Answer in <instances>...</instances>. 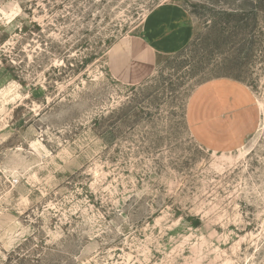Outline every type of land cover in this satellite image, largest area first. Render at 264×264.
<instances>
[{"label": "rangeland", "instance_id": "1", "mask_svg": "<svg viewBox=\"0 0 264 264\" xmlns=\"http://www.w3.org/2000/svg\"><path fill=\"white\" fill-rule=\"evenodd\" d=\"M173 1L190 37L121 80L113 47ZM218 77L259 106L231 151L186 123ZM0 264H264V0H0Z\"/></svg>", "mask_w": 264, "mask_h": 264}, {"label": "crops", "instance_id": "2", "mask_svg": "<svg viewBox=\"0 0 264 264\" xmlns=\"http://www.w3.org/2000/svg\"><path fill=\"white\" fill-rule=\"evenodd\" d=\"M188 20L187 12L175 1L156 7L141 34L124 37L113 47L110 55L113 73L123 81H137L140 74L151 69L168 40L184 43L190 37V27L181 24ZM257 104L254 91L243 81L214 78L197 86L191 94L186 123L193 138L206 149L235 150L242 147L257 129Z\"/></svg>", "mask_w": 264, "mask_h": 264}]
</instances>
